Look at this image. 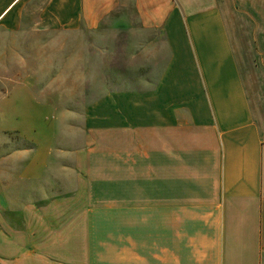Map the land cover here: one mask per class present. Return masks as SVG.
Wrapping results in <instances>:
<instances>
[{"label": "crops", "instance_id": "obj_1", "mask_svg": "<svg viewBox=\"0 0 264 264\" xmlns=\"http://www.w3.org/2000/svg\"><path fill=\"white\" fill-rule=\"evenodd\" d=\"M35 2L148 71L85 109L51 183L0 177V264H264V0ZM27 6L0 0V36L26 43Z\"/></svg>", "mask_w": 264, "mask_h": 264}, {"label": "rangeland", "instance_id": "obj_2", "mask_svg": "<svg viewBox=\"0 0 264 264\" xmlns=\"http://www.w3.org/2000/svg\"><path fill=\"white\" fill-rule=\"evenodd\" d=\"M27 9L26 43L20 33L0 36V177L14 186L36 177L51 183L60 155L84 148L85 115L98 114L85 109L148 71L138 56L130 63L132 49L110 33L96 44L84 32H45L36 21L41 5L28 0Z\"/></svg>", "mask_w": 264, "mask_h": 264}]
</instances>
